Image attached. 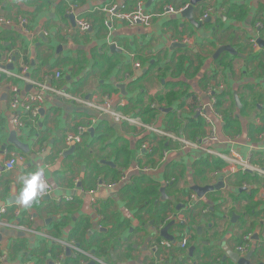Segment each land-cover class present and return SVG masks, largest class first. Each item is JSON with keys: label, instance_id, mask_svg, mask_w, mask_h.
Masks as SVG:
<instances>
[{"label": "crops", "instance_id": "1", "mask_svg": "<svg viewBox=\"0 0 264 264\" xmlns=\"http://www.w3.org/2000/svg\"><path fill=\"white\" fill-rule=\"evenodd\" d=\"M115 4L125 11L139 6L161 14L169 6L174 12L148 26L112 22L107 28L99 10ZM187 5L188 0H0V20L12 21L0 25V65L14 74L27 65L25 76L31 80L49 75L60 90L106 100L144 124L188 140L209 135L213 127L217 142L209 147L235 152L264 169V45L257 43H264V0H205L192 11L196 25L180 15ZM208 8L205 23L201 19ZM19 18L27 24L21 26ZM76 19L88 20L90 29L80 33ZM224 46L234 54L218 52ZM10 86L21 96L31 91L0 74V170L10 154L19 158L0 179V207L9 224L0 230V264H58L61 255L60 264H76L78 256V264L94 259L101 264H235L228 254L237 253L246 232L250 244L239 255L251 251L250 262L264 264V200L259 197L264 178L226 175V164L215 157L183 150L49 94L43 95L35 119L21 115L23 127L16 133L8 108ZM12 132L27 146L26 153L8 143ZM69 134L79 135L81 143L66 147ZM40 167L50 193L22 207L15 200L23 179ZM142 167L150 170L141 173ZM219 182L223 188L202 197L192 190ZM171 222L166 235L172 240H167L161 231ZM185 235L187 246L179 249ZM66 246L79 253L71 249L66 256Z\"/></svg>", "mask_w": 264, "mask_h": 264}, {"label": "built area", "instance_id": "2", "mask_svg": "<svg viewBox=\"0 0 264 264\" xmlns=\"http://www.w3.org/2000/svg\"><path fill=\"white\" fill-rule=\"evenodd\" d=\"M99 12L105 16V19L103 20V25L108 28L111 26L112 22L124 23L128 27L148 26L153 18L162 16L165 13H173L174 10L171 7L167 6L163 9L161 14H153V13L148 14L144 12L139 6H137V8H135L132 11H125L118 4H115V5L102 7L99 10ZM210 13H211V9L209 8L204 11L201 19L202 22L210 18ZM18 23L21 26H24L27 24V20L24 18H19ZM11 24H12L11 20H5V21L0 20V25L8 26ZM90 25H91L90 22L85 19H76L75 21V26L80 33L87 32L90 29ZM187 42H188L187 40L183 41V43L185 44ZM176 43L179 42L176 41ZM8 62L11 63L10 60ZM5 67H7L6 64L0 65V74L22 81L24 84L28 85V87H30L31 89L28 95L21 96L18 87L10 86L9 88L8 108L12 112L11 122H12L13 130L16 133L23 127V123L21 121V115L22 114L29 115L31 119H35L38 115L40 107L43 104V95L49 94L63 101H66L74 106L88 109L99 116L108 117L115 123H124V124L126 123L138 129L147 131L158 138L165 139L172 143H177L179 148L183 150L185 149V150L197 151L203 153L204 155L215 157L216 159H219L226 164L227 166V171H225L226 175L245 172L264 178V169L252 164L250 162V159L243 158L239 154L232 151L221 153L209 147L211 143L213 144L217 142V138L215 136V129L213 127L209 135H206L200 138L199 140H188L180 135H177L176 133L164 129H159L152 125L144 124L138 118L127 115L120 110L114 109L111 106V104L106 100H97L96 98H86L80 95H76L69 91L60 90L52 84L53 78L49 75L46 76L41 81L31 80L25 76L28 70L27 65L21 67L20 72L19 73L17 72L15 74L11 70L6 69ZM135 67L139 68V64L135 63ZM53 77L54 80H57L60 77V74L55 73ZM217 90L221 91V87H218ZM214 93H215L214 89H208L209 95H214ZM212 101L214 104L215 100ZM199 114L202 115L206 123H208L209 125L211 124L210 120L202 113L201 108L199 109ZM80 143H81V137L79 135L69 134L66 136L65 139L66 147ZM143 148L145 149L146 147L143 146ZM18 159L19 158L15 154H10L7 157L6 161L3 163L2 169L0 170V179L4 173L9 172L14 168ZM149 170H150L149 167H142L141 173H147ZM107 187H113V185L109 184L107 185ZM49 190L50 189L46 187L44 194H42V196L40 197H45L46 195H49L50 193ZM259 197L260 199L264 200V189L261 191ZM191 198H193L192 201L196 200L195 196H191ZM5 213H6L5 209L3 207H0V230L2 227L9 226V224L3 218V215ZM14 227L18 229H22V226L20 225ZM42 237L48 238L45 234H42ZM188 238L189 236L185 235L181 239V241L178 244L179 249H184L187 246ZM250 239H251L250 233H246L243 236L244 243L237 248V252L239 254H244L247 251V248L250 244L249 243ZM160 244L165 248L171 247V244L168 241H162L160 242ZM69 248L74 249L75 252L79 253V250L77 248L73 246H70ZM62 256L63 255L57 258L56 263L60 264L62 262ZM93 261L98 264H101V261L99 262V260L97 259H94Z\"/></svg>", "mask_w": 264, "mask_h": 264}, {"label": "water", "instance_id": "3", "mask_svg": "<svg viewBox=\"0 0 264 264\" xmlns=\"http://www.w3.org/2000/svg\"><path fill=\"white\" fill-rule=\"evenodd\" d=\"M205 0H188V5L182 10L180 11V15L184 18V19H187V20H190L192 21L193 25H196V22L195 20L192 19V11L194 9V7L197 5V4H201L203 3ZM205 23L206 22H209V19L205 20L204 21ZM257 43L259 45H264V43H262L261 40H258ZM220 51H228L230 52V54H234V51L232 49H230L229 46H224V47H221L218 52ZM6 69L8 70H12L11 67L7 66L5 67ZM30 87H27V90H29ZM8 143L10 145H13L15 148H17L18 150H20L21 152L23 153H26L28 150H27V146L20 143L19 141H17L16 139V134L14 132H12L10 134V139L8 140ZM74 149V146H72L70 148V150L72 151ZM2 155H3V151H2ZM1 156V155H0ZM2 157V156H1ZM0 157V158H1ZM224 187V184L223 182H219L217 183L216 185H213V186H208L206 188H202V189H197L195 187L192 188L193 191L197 192L201 197L204 196L205 193H209V192H212L213 190L217 191L221 188ZM19 200H15V202L18 203ZM173 225V222L167 224L161 231V236L166 238L167 240H172V237L169 236V235H166V232L168 231V228ZM24 234H22L21 236H23ZM65 254L66 256H70L71 255V249L69 247H66L65 248ZM251 255H252V252H248L244 257H241L239 255V253H231V254H228V256L230 257V259L235 263V264H252L250 262V258H251ZM95 262L92 261L91 263L89 264H94Z\"/></svg>", "mask_w": 264, "mask_h": 264}, {"label": "clouds", "instance_id": "4", "mask_svg": "<svg viewBox=\"0 0 264 264\" xmlns=\"http://www.w3.org/2000/svg\"><path fill=\"white\" fill-rule=\"evenodd\" d=\"M44 171V168L40 167L36 172L23 179V187L18 201L22 207H31L33 202L44 194L48 186L47 182L43 179Z\"/></svg>", "mask_w": 264, "mask_h": 264}, {"label": "trees", "instance_id": "5", "mask_svg": "<svg viewBox=\"0 0 264 264\" xmlns=\"http://www.w3.org/2000/svg\"><path fill=\"white\" fill-rule=\"evenodd\" d=\"M102 253L106 256L108 253H107V250L105 248H102ZM53 251L51 250V256H53ZM44 256V254H43ZM80 257L78 256L75 260H73L74 263L78 264L80 261Z\"/></svg>", "mask_w": 264, "mask_h": 264}, {"label": "rangeland", "instance_id": "6", "mask_svg": "<svg viewBox=\"0 0 264 264\" xmlns=\"http://www.w3.org/2000/svg\"><path fill=\"white\" fill-rule=\"evenodd\" d=\"M247 233V232H246Z\"/></svg>", "mask_w": 264, "mask_h": 264}]
</instances>
